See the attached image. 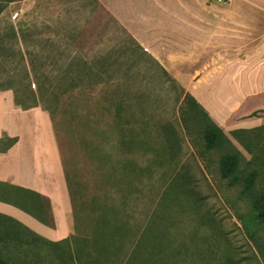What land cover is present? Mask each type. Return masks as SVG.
Returning a JSON list of instances; mask_svg holds the SVG:
<instances>
[{"label":"crops","instance_id":"crops-1","mask_svg":"<svg viewBox=\"0 0 264 264\" xmlns=\"http://www.w3.org/2000/svg\"><path fill=\"white\" fill-rule=\"evenodd\" d=\"M98 6L226 134L264 125L249 118L264 110V0L0 1V264L166 256L150 243L161 240L152 212L178 167L168 171L166 146L152 149L143 135H62L36 96L7 82L49 76L98 48ZM179 166L175 193L187 200L196 175Z\"/></svg>","mask_w":264,"mask_h":264},{"label":"rangeland","instance_id":"rangeland-1","mask_svg":"<svg viewBox=\"0 0 264 264\" xmlns=\"http://www.w3.org/2000/svg\"><path fill=\"white\" fill-rule=\"evenodd\" d=\"M110 21L98 6V48L75 58L77 63L55 65L49 76H7V82L36 96L62 135L97 143L98 137L143 135L152 139V149L166 146L168 171L178 167L152 212L161 224V240L150 243L156 250L166 248V256L153 264H264V224L242 196V187L231 186L221 175V158L229 149L206 148L203 128L183 104L181 87ZM262 126L245 134L251 152L226 134L243 156L240 174L259 172L256 193L264 189ZM182 163L196 175L187 200L175 193L187 169ZM143 255L135 256L133 264H149Z\"/></svg>","mask_w":264,"mask_h":264},{"label":"trees","instance_id":"trees-1","mask_svg":"<svg viewBox=\"0 0 264 264\" xmlns=\"http://www.w3.org/2000/svg\"><path fill=\"white\" fill-rule=\"evenodd\" d=\"M164 73L168 76L166 71H164ZM168 78L176 83L172 76H168ZM183 104L190 106L193 118L201 124L207 149L211 150L223 147L229 149L221 158V175L224 179L229 180L231 186L240 185L242 187V196L250 199L256 213L257 221H259L260 224H264V189L259 193L255 192L259 172L255 169L246 176H242L240 174V164L243 160V156L241 152L233 146L231 139L226 136L224 130L212 120L207 111L189 93L185 94ZM260 112H263V110L254 112L251 117H257ZM251 131L252 130H239L232 133L248 152H251L252 148L249 144L245 143L244 139Z\"/></svg>","mask_w":264,"mask_h":264},{"label":"built area","instance_id":"built-area-1","mask_svg":"<svg viewBox=\"0 0 264 264\" xmlns=\"http://www.w3.org/2000/svg\"><path fill=\"white\" fill-rule=\"evenodd\" d=\"M215 2L222 3V4H227L229 3V0H214Z\"/></svg>","mask_w":264,"mask_h":264}]
</instances>
